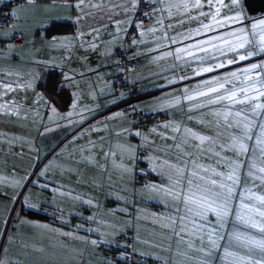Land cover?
I'll return each mask as SVG.
<instances>
[{
  "label": "crops",
  "instance_id": "0c3cea01",
  "mask_svg": "<svg viewBox=\"0 0 264 264\" xmlns=\"http://www.w3.org/2000/svg\"><path fill=\"white\" fill-rule=\"evenodd\" d=\"M70 2L73 5L72 7H69L65 0H37L36 5H29L25 0H22L8 6L9 13L12 9L17 8L18 5L19 9L17 17L10 18L7 24L15 25L16 31L8 37L0 35V84L12 83L15 88V91L0 96V104H5L6 101L9 102L5 105L9 111L0 108V181L10 185V181L13 178H17L15 173L10 175L6 172V165L11 167L10 164L12 162L14 165L16 164L17 157L11 152L22 150L27 157L39 158L43 149L49 144L50 136L61 134L64 137V135H68L63 139L64 145L73 137V132H76L77 141L79 142V144L77 141L73 142L75 144L73 150L77 151L78 146H87L89 139L97 140L98 147L95 159L98 164L105 166L104 170H101V167L93 166L86 162L88 170L83 169L79 172L77 169L80 173L78 175L80 183L85 180L91 182L93 178H99L101 171H103L105 176H108L107 178L118 179L116 182L119 183L124 176L119 171L121 169L119 165H123V163H125L127 168L125 174L126 182L131 183L132 173L130 176H128V173L129 170L132 171L134 159L130 149H136V167L138 164V150L144 149L146 152V156L142 159L140 166L141 168L145 166V170L148 169L150 171L148 172L150 176H146L148 181L141 180L145 182L143 183L144 185L154 181L158 183L167 181L162 177L164 174H156L152 170L155 167L154 171L161 173L163 171L161 167L163 161L176 162L175 153L171 150H166V146L173 143V141L167 139L168 142L163 143V146L158 143L162 138L160 133L166 132L169 137L173 133L170 129H164L160 126L169 122L181 123L186 126H198L203 123L198 122L200 119L199 111L187 112V102H182L179 106L166 105H168L174 95H183L182 90L185 87L193 89L206 77L213 75L217 71L195 76L192 69L199 68L197 66L198 63L192 62L189 64L185 61L179 62L183 65L182 67L173 70L171 65L176 62L172 58L155 60L154 57L159 55V53L150 51V49L156 47L157 43L167 44L168 42L164 40L155 41L150 35H146L144 42L137 44L140 50L134 54L139 63L137 66L130 68L133 71L132 75L129 70L130 79L139 81L141 83V91L144 92V96L136 100L135 108L147 113L168 112L169 117L151 122V124L146 125L145 129L136 131V133L140 132L142 134L140 136L131 135L130 133L133 129H136L135 125L128 119L126 112L121 107L116 106V102L120 100L122 95L114 87L113 76L118 71V68L111 58L113 48L116 46L123 44L132 46L134 38L137 40L141 39L137 29H135L134 38L126 39L124 29L128 30L130 27L127 22L128 13L125 12V8L130 7L128 0H91L92 4L97 5V7L86 5L83 11L74 7L76 0H70ZM173 2H176V0H173ZM7 3H11V0H3L0 6ZM172 11L176 12V9L173 8ZM191 11L193 13V9ZM134 13H132L133 17ZM159 15V13L156 14L157 17ZM164 15L166 17L167 13H164ZM262 16L264 14L261 13L250 15L249 20L246 22H251ZM181 17L182 19L187 17L183 14V9L177 12L172 19H166V23L174 25V30H170L169 35H175L177 32L187 35L188 30L199 26L196 20H192V26L187 32H181L177 25L178 21L182 20ZM155 18L144 24L145 28L153 25ZM53 21L71 22L74 25V31L48 33L46 27ZM116 21H122V23L117 25ZM11 31V27L0 26V32ZM14 34L21 36V42H15L12 39ZM204 39L205 36H194V39L185 40L184 43L192 44L194 40ZM92 44H95L96 47L93 48ZM9 45L13 47L9 48ZM179 46L181 45H172L171 47ZM162 50L167 51L168 49L164 48ZM255 59L256 57L250 61H244L219 71L236 70L248 63L255 62ZM50 70H58L62 81L65 73L71 77L64 82L66 92L49 96L38 87L39 82L45 79ZM182 74H186L190 78L176 84H168V80H179ZM29 83H31V87H28ZM4 91L0 87V93ZM41 96L47 98L50 103L46 105L45 99H42ZM77 98V107L73 110L72 104ZM66 99H68L67 103H65ZM151 102H154V104ZM16 105H19L18 110L15 108ZM53 106L57 110L55 113L51 111ZM70 111L73 112L71 117L68 116ZM10 112L15 114H9ZM121 112L125 113V115L122 117L115 116L116 113ZM189 116H193L194 119L189 120ZM81 119H83V123L80 122ZM209 119L213 118L209 117ZM69 120L72 121L71 124ZM89 127L97 130H87ZM154 127L157 128V131L150 132ZM45 129L49 130L45 131ZM125 129L127 131H124ZM60 131L61 133H59ZM81 133L83 134L81 135ZM117 133L120 134L117 135ZM89 135L90 138L88 137ZM101 137L104 138L102 151L115 153V156L109 155L105 157L102 155ZM144 137L148 139H144ZM45 152L47 155L48 150H45ZM76 154L79 155V152L77 151ZM149 156L153 157L151 164L146 159ZM27 157L25 159L28 162ZM61 163L68 165L71 160L61 158L57 160L56 165ZM71 167L76 169V164L72 163ZM8 169L11 172V168ZM165 171L166 173L169 172L167 165H164ZM2 173H6L8 177L2 178ZM71 173L65 172L64 177L67 178ZM136 191L137 188L134 189L135 193ZM126 196L127 193L124 191L121 192L119 198L121 200V209H126V211L119 210L121 223L117 227L122 232L114 234L111 242L114 241L115 236L131 233L133 250L139 255L156 259L162 264H188L190 261L192 264H199L201 260H205L207 264H228L230 257L222 261L220 258L222 253L217 252L205 257L200 252L188 250L186 243L183 241L178 242V239L173 235L172 250L164 252V255H162V250H158V252L153 250L155 253H150V251L143 252L144 242L137 241V234L145 237L151 231L154 238L167 235L168 228H164L162 225L171 223L166 217L171 215L175 206L172 205L170 198L164 195L158 196L155 191L151 192V200L145 198L137 200L135 196L132 197L129 194V197L133 198L132 201H129ZM108 203H111V201H108ZM140 208L141 210L137 211ZM146 212L154 213L161 221L151 222L147 220L145 218ZM130 213H132L131 217L129 216ZM230 225L227 226V231H235V227L230 229ZM220 243L225 247H230L227 239L220 241ZM104 245L101 244V247H104ZM144 249L146 248L144 247ZM231 250L243 252V249L236 248L234 245L231 246ZM185 251L189 252L192 259L180 255V253ZM163 256L164 258H162Z\"/></svg>",
  "mask_w": 264,
  "mask_h": 264
},
{
  "label": "snow or ice",
  "instance_id": "6c2138e0",
  "mask_svg": "<svg viewBox=\"0 0 264 264\" xmlns=\"http://www.w3.org/2000/svg\"><path fill=\"white\" fill-rule=\"evenodd\" d=\"M2 2L3 0H0V3ZM25 2L29 5L37 4V0H25ZM65 3L69 7L73 6L70 0H65ZM128 3L130 7L125 8V12L128 13L127 22L129 25H134L141 36L140 40L134 38L132 44L143 43L146 35H150L155 41H167V44L157 43L156 47L150 51L159 53L154 57L155 60L172 58L176 62L171 65L173 70L183 66L179 63L181 61L189 64L197 62L200 67L193 68L192 71L195 76H201L250 61L254 57H261L259 61L248 63L239 69L209 77L197 84L194 89L185 87L182 90L183 95L172 97L166 106H179L182 102H187V112L199 111L198 122L203 123L212 134L196 131L176 122L161 125L160 127L170 129L173 133L170 137L166 132L160 135L164 140L173 141L172 145L166 146V150H175L176 162L163 161V165H167L169 169L168 185L146 184L145 188L162 192L165 197L174 202L175 215L166 217L171 223L164 224L162 227L170 229L178 242L186 243L188 250L200 252L205 257L211 256L214 252L222 253L220 256L222 260L232 258L228 264H264V191H253V187H264V176L258 177L261 180L260 186L249 187L244 180L245 170H247V176L257 178L252 171L257 166L251 162L252 154L257 149L261 154V160L264 161V16L252 20L249 27L246 23L250 18L248 0H176V2L173 0H128ZM141 3L148 6L143 13L145 17L149 19L156 17L154 24L147 28L142 21L135 22L132 16ZM86 5L97 7L91 0H76L74 7L83 11ZM205 7L207 11H203ZM173 8L176 12L172 11ZM18 9L19 5L5 15L15 18L18 15ZM181 9L188 20H196L199 26L188 30L187 35L179 32L169 35V31L174 30V25L166 23V19H172ZM192 9L196 10L195 15ZM157 13L160 14L158 17ZM164 13H167L166 17ZM201 17L203 19H200ZM115 23L119 25L122 21ZM178 23L183 25L185 21L180 20ZM236 25L239 26L236 27ZM6 26L11 27L12 31L0 32V35L5 37L13 35L16 31L15 25ZM220 29H227V31L221 32ZM124 31L126 32L127 29ZM210 32L217 34L208 36ZM194 36H205L206 39L194 40L192 44L184 43L185 40L194 39ZM172 45L181 46L173 48ZM206 45L211 46V57L208 56L209 47ZM91 46L96 47L95 44ZM164 48L168 50L163 51ZM70 78L65 73L64 80L59 85H52L53 90L62 91L64 82ZM189 78L186 74H182L179 80H168V84H176ZM31 86L29 83L28 87ZM0 87L5 90L0 93V96L15 91L12 83H3ZM41 98L45 99L46 105L50 103L47 98L43 96ZM8 103L6 101L5 104H0V108L9 111L5 107ZM77 103L78 98L72 104L73 110L77 107ZM15 108L18 110L19 105ZM51 111L55 113L57 110L53 106ZM131 111H137L135 106L131 108ZM72 115L73 112L70 111L68 116ZM124 115L125 113L122 112L115 114L121 117ZM188 119L192 120L194 117L189 116ZM69 123L71 124L72 121L69 120ZM48 130L45 129V131ZM95 130L97 129H91V131ZM156 131L155 127L150 130V132ZM135 135L142 134L137 132ZM76 138V132H73V141ZM103 139V137L100 138L102 155L115 156V153L102 151ZM144 139L148 138L144 137ZM97 147V143L89 139L87 146H78L79 156H76L75 152L69 153L70 164L54 165L52 161H49L39 175L45 176L46 172L54 167H60L62 172L76 171L71 167L72 163L80 165L87 162L104 168V165L98 164L95 159ZM53 151L55 152V149ZM130 151L135 159L136 149H130ZM146 159L150 164L153 161L151 156ZM119 167L124 166L121 164ZM152 170H155V167ZM258 171L264 173V166L259 167ZM24 179L27 180L28 177ZM42 187L47 188L49 185L44 184ZM53 191H59V189H53ZM66 194L71 195V193ZM86 203L91 204L92 201L89 200ZM120 210L126 211V209ZM87 219L93 220L94 217L90 216ZM229 224L239 225V227H236L235 231H222ZM248 229L255 231H248ZM53 231L58 230L53 229ZM86 231L92 232L95 229L89 228ZM256 232L259 235H256ZM63 235L71 236L72 233H63ZM77 238L86 239L85 237ZM225 239L230 247L220 243ZM88 242L92 245L110 243L102 239H92ZM233 245L243 249V252L231 250ZM180 255L192 259L188 251ZM0 264L5 262L0 260ZM199 264H207V262L201 260Z\"/></svg>",
  "mask_w": 264,
  "mask_h": 264
},
{
  "label": "rangeland",
  "instance_id": "374dc122",
  "mask_svg": "<svg viewBox=\"0 0 264 264\" xmlns=\"http://www.w3.org/2000/svg\"><path fill=\"white\" fill-rule=\"evenodd\" d=\"M207 10V7L203 9V11ZM195 12L196 10L193 9L194 15ZM182 20H184L185 23L183 25L177 23L178 28L181 32H187L192 26V20H188L187 17ZM246 23H248L250 27L251 22ZM220 31L225 32L227 29H220ZM216 34V32H210L208 36H215ZM206 46L209 47L208 56L211 57V46ZM260 59L261 57H256L255 62ZM210 62L213 64L215 63V61ZM197 66L200 67L199 64H197ZM219 70L220 69L204 80L230 71ZM130 74H133L132 69L130 70ZM177 93L179 94L178 90ZM151 103L154 104V102ZM204 111L206 112V110ZM187 126L196 131L212 134L211 130L205 128L204 124ZM87 130H91V127ZM136 131L139 130L133 129L130 134L135 135ZM221 131H223V129H221ZM59 133H61V131ZM53 136L54 135L50 136L49 144L43 149L39 158L27 157L22 150L11 152L17 157L16 164L14 165L12 162L10 164L11 167L6 165V172L10 175L15 173L17 178H13L10 181V185L0 182V260H3L5 264H116L117 259H122L123 253H120V251L113 252L112 248H108V246L106 248L103 246L101 247V244L92 245L88 241L92 239H102L110 241V243L104 244H111L114 233L122 232L119 227H117V225L120 226L119 223H121V215L119 214V210L121 209V200H119L121 192L125 191V193H127L126 198L129 201H132L133 196H135L137 200L140 198L151 200L150 195L151 192L154 191L145 188L146 184H143L145 182L141 181L135 174L137 171L142 174L145 173V166L144 168L140 166L137 169L134 159L132 171L129 170L128 173V176L132 173L131 183L126 182L125 169L127 168L125 163H123L124 167H121L119 170L124 174L119 183L116 182L118 181L116 178H107L108 176H105L103 171H101V176L99 178H93L91 182L85 180L80 183V177L78 176L80 170L89 169L86 162L76 165V171H72L71 175L67 178L64 177L65 172H62L59 167H54L52 170L47 171L45 176L42 177L39 175V172L43 170L44 165L49 163V161H52L54 165H56L58 159L67 158L71 160L69 156L70 152L77 153V151L73 150L75 146L73 142H76L77 138L73 141L72 137L67 144L63 145V139L68 135H64V137H62L61 134ZM88 137L90 138V135ZM163 140L164 139L161 138L160 141H158L162 146L163 143L168 142V140ZM93 141L97 142V140ZM249 143H251V141H249ZM172 144L173 143L170 145ZM54 149L55 152L53 151ZM45 150H48L47 155V151L45 152ZM171 151L175 153L174 149ZM76 156L79 155L76 154ZM25 157L28 158V162ZM251 162L257 166L252 169L257 178L254 179L253 177L247 176V170H245L244 180L249 187L253 185L260 186L261 180L258 179V177L264 176V173H260L258 168L264 166V161L261 160V154L258 149L252 154ZM8 168H11V172H9ZM104 168H101V170H104ZM162 169V172L165 173L162 177L167 181L163 183L154 181L148 184L168 185V177L166 171L164 172V165ZM153 172L158 174V171L153 170ZM5 176H7L6 173L1 174V177L4 179ZM24 177H28V179L25 180ZM145 181H148V179ZM44 184H48L49 187H42ZM136 188L137 191L135 193L134 189ZM53 189H59V191H53ZM253 191H264V187H253ZM66 193H71V195H67ZM129 194L132 197H129ZM155 194L158 196L164 195L162 192H155ZM77 197L80 199H76ZM89 200L92 201L91 204L86 203V201ZM108 201H111V203H108ZM170 201L172 200L170 199ZM172 205L175 206L173 201ZM22 206L24 209L28 207L46 213L49 215V219L30 217L21 211ZM140 210L141 208L137 211ZM56 213L58 215H55ZM171 215H175V211H173ZM90 216L94 217V219L88 220L87 218ZM129 216L131 217L132 213H130ZM145 218L151 222L161 221L159 217L152 212H146ZM257 219H259V217H257ZM78 225L82 227L78 228ZM238 226L239 225H230V229ZM89 228L95 229V231H86V229ZM53 229L58 231H53ZM227 229L228 227L224 228L222 231L228 232ZM248 231L254 232L255 230L248 229ZM63 233H72V235L65 236ZM255 234L259 235L258 232ZM77 237H85L86 239H79ZM137 241L144 242L143 252L150 251V253H155L158 252V250H162V255H164V252L172 250V233L170 229L167 230V235L156 236L155 238L151 231L146 234L145 237L137 234ZM145 241H150V243H145ZM144 247L146 249H144ZM195 256L197 255L195 254ZM162 258H164V256ZM231 259L230 257L228 261ZM188 264H192V262L190 261Z\"/></svg>",
  "mask_w": 264,
  "mask_h": 264
},
{
  "label": "trees",
  "instance_id": "16d2710c",
  "mask_svg": "<svg viewBox=\"0 0 264 264\" xmlns=\"http://www.w3.org/2000/svg\"><path fill=\"white\" fill-rule=\"evenodd\" d=\"M13 1V0H11ZM22 0H20L19 2H21ZM134 21L135 22H141L142 20L139 18V14L137 13V11L135 10V13H134V17H133ZM151 19H149V21L147 23L150 22ZM147 23H144V24H147ZM135 26L134 25H130V27L128 28V30L126 31V35L127 33L131 30H133V36H135L136 34V30H135ZM46 31L48 33H65V32H71V31H74V25L73 23L71 22H67V21H53L51 22L47 27H46ZM134 38V37H133ZM13 39V37H12ZM127 39V37H126ZM14 40V39H13ZM122 46V45H120ZM118 47V46H116ZM115 47V48H116ZM114 50V48H113ZM113 53V51H112ZM112 53H111V58L112 60L114 61V64L117 66L118 68V71L114 74L113 76V80H114V84H115V88H116V91L120 92L121 93V98L118 102H116V106L118 107H121L127 114V117H128V111H126L125 107L120 105L122 104L126 98H128V91L125 89V90H119V86H121V81H118L116 80L118 76L122 75L124 73V68L122 66H120L117 62L116 59H114L112 57ZM135 53H132L129 55V58H136V56H134ZM139 62H137V65H138ZM136 65V66H137ZM135 67V66H133ZM130 68L132 67H129V69L126 71L127 72V78H128V81L129 82H139L137 80H131L130 79V75H129V70ZM62 81V78L60 76V73L58 70H50L45 79L43 81H40L39 84H38V87L43 90L47 95L49 96H52L53 94H58L60 92H66V88L63 87V90L62 91H54L53 90V87L52 85L53 84H56V85H59L60 82ZM140 83V82H139ZM144 92L141 91V83H140V89H139V98L144 96L143 95ZM67 95V94H66ZM138 100V99H137ZM68 102V99L65 100V103ZM136 102V101H135ZM134 106H135V103H134ZM139 110V109H138ZM143 111V110H142ZM144 112V117L145 118H148L150 115L152 114H158V113H147L145 111ZM167 116L166 117H169V113L167 112ZM165 117V118H166ZM129 119V118H128ZM130 120V119H129ZM161 120V119H160ZM134 125H135V122L130 120ZM158 120H154L152 122H156ZM151 124V122H149ZM147 123V124H149ZM146 124V125H147ZM146 125L144 128H139V127H136V129H138L139 131H141L142 129H145L146 128ZM140 151H145L144 149H139L138 152ZM137 152V154H138ZM144 159V158H143ZM137 169L140 167L141 163H142V160L138 159L137 158ZM146 172L145 173H140L139 171L136 172V175L138 176V178L140 180H146V176H150V172L148 169L145 170ZM159 182H161L160 179H158ZM151 204H153L152 202H150ZM21 211L26 213L28 216L30 217H37V218H46V219H49V215H47L46 213H43V212H40V211H37V210H34L32 208H25L22 206L21 207ZM55 215H58L57 213ZM121 238L119 241L117 240L118 238ZM127 237H132L131 233H124L122 235H119V236H115L114 238V241L111 242V244H105L104 247L106 248L108 246V248H112L113 251H120V253H123V257L122 259H117L118 262H116V264H126L128 262V260H130V257L132 255H136L138 256L139 260H137V263L136 264H162V262L160 261H157L156 259H153V258H149V257H146V256H142V255H139L138 253H136L134 250H133V247L132 245H130V249L128 250L127 249V245H128V241H127ZM126 245V247L124 246Z\"/></svg>",
  "mask_w": 264,
  "mask_h": 264
},
{
  "label": "built area",
  "instance_id": "2783aa9c",
  "mask_svg": "<svg viewBox=\"0 0 264 264\" xmlns=\"http://www.w3.org/2000/svg\"><path fill=\"white\" fill-rule=\"evenodd\" d=\"M20 0H13L11 3L3 4L0 6V26H5L9 23L10 18L5 15L9 13L8 6L10 4L18 3ZM148 6L146 4H139L136 11L139 14V18L143 23H147L149 21L148 17H145L143 13L147 10ZM133 30L129 31L126 35L127 39L133 38ZM13 39L15 42H21L22 38L19 34H14ZM140 50L137 45L127 46L123 44L122 46H118L114 48L112 57L117 60L118 64L124 68V73L117 77L116 80L121 81V86H119V90H127L129 95L126 100L120 104L125 107L126 111H128V118L135 122L136 127L144 128L145 125L154 120H160L165 118L168 114L167 112H161L158 114H152L148 118L144 117V112L142 110H138L133 112L131 108L134 106V103L137 99H139V82H129L127 78V70L129 67H133L137 65V58H129V55L132 53H136ZM146 156L145 151H140L137 154V158L142 160ZM121 238L119 237L117 240L119 241ZM128 245L127 249H130V245L132 242V237H127ZM137 260H139L138 256L132 255L130 260L126 264H136Z\"/></svg>",
  "mask_w": 264,
  "mask_h": 264
},
{
  "label": "water",
  "instance_id": "95a60500",
  "mask_svg": "<svg viewBox=\"0 0 264 264\" xmlns=\"http://www.w3.org/2000/svg\"><path fill=\"white\" fill-rule=\"evenodd\" d=\"M250 15L264 14V0H248Z\"/></svg>",
  "mask_w": 264,
  "mask_h": 264
}]
</instances>
